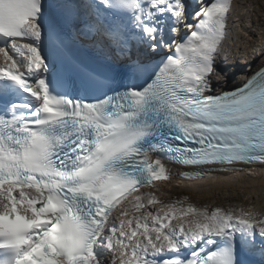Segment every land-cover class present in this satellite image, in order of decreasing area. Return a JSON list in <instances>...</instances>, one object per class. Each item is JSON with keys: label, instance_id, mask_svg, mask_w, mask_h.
<instances>
[{"label": "snow or ice", "instance_id": "1", "mask_svg": "<svg viewBox=\"0 0 264 264\" xmlns=\"http://www.w3.org/2000/svg\"><path fill=\"white\" fill-rule=\"evenodd\" d=\"M196 2L189 24L183 0H148L144 8L141 0H116L136 13L152 41L155 29L143 20L153 10L170 13L172 38L159 45L163 63L142 87L87 103L50 96L44 78L29 79L47 71L38 47L22 42L25 32L41 37L39 0H0V36L26 53L21 65L0 47V78L36 105L0 114V250L10 254L0 264H235L231 247L203 258V246L186 260L177 254L204 238L209 246L217 237L231 241L237 231L264 239V210H197L139 192L165 177L157 155L164 145L146 142L161 126L170 130L175 161L195 169L182 176L215 179L217 172H242L237 165H264V64L226 89L217 65L237 59L227 47L231 2ZM117 205L119 223L110 219ZM133 211L138 215L129 218ZM176 218L180 223L171 224Z\"/></svg>", "mask_w": 264, "mask_h": 264}, {"label": "bare ground", "instance_id": "2", "mask_svg": "<svg viewBox=\"0 0 264 264\" xmlns=\"http://www.w3.org/2000/svg\"><path fill=\"white\" fill-rule=\"evenodd\" d=\"M256 2L257 0H239L240 8H236V14L232 16V21L230 23V25H232L234 22H238L241 25L239 39L237 42H234L233 34H231L227 42V47L230 48L233 53L242 50V52L246 51V55H248L251 47L258 48L264 41V26L261 27L259 24L260 21L255 19V16L258 14ZM256 39L260 43L259 45H255ZM263 62L264 56L259 55V57L254 59L251 65H259ZM235 67V69L230 68L224 65L223 62L217 65V71L224 77V85L237 82L240 76V72L237 69H242V66L237 64ZM171 189L172 192L170 195L171 199H173L171 202H176V196H178L177 198L191 197L198 201V203H196L197 205L186 204V206L183 205V207L192 206L197 210L207 208L210 211L215 208H220V204L217 203V201L221 196L235 195L236 197L242 195L244 197L248 196V202L244 203V201H239L241 207H254L258 211L264 210V175L253 178L245 173L237 172V175L232 178H217L214 182L208 181L191 185H179V187ZM155 198L159 201L157 197ZM160 202L170 203V201L166 202L162 200ZM150 207L155 209L159 207V204ZM132 215L134 218V216L138 214L133 211ZM191 219V214L183 217L185 223ZM178 223H180L179 219L174 221V224Z\"/></svg>", "mask_w": 264, "mask_h": 264}, {"label": "rangeland", "instance_id": "3", "mask_svg": "<svg viewBox=\"0 0 264 264\" xmlns=\"http://www.w3.org/2000/svg\"><path fill=\"white\" fill-rule=\"evenodd\" d=\"M256 5H257V10H258V14L255 16V19L258 21H260V25L261 27L264 26V0H257L256 2ZM259 15V16H258ZM264 30V29H263ZM227 197L226 196H221L217 203L220 204V208L222 209H228V208H231V207H235V208H239L241 207L240 205V202L239 201H244L242 200L243 196H230L231 198L230 199H225ZM241 199V200H240ZM245 199H248V197H246ZM197 199L195 198H177L176 197V201H184L185 203L183 205L186 206V204H196L198 203V201H196ZM243 203V202H242ZM241 203V204H242ZM197 205V204H196ZM239 206V207H238ZM203 208V207H202Z\"/></svg>", "mask_w": 264, "mask_h": 264}]
</instances>
